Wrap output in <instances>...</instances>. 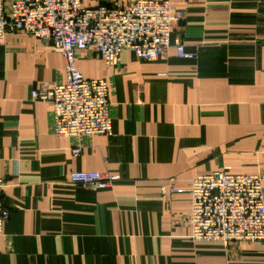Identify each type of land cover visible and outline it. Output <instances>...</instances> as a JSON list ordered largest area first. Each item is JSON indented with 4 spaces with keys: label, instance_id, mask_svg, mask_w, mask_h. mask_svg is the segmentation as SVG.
Masks as SVG:
<instances>
[{
    "label": "crops",
    "instance_id": "crops-1",
    "mask_svg": "<svg viewBox=\"0 0 264 264\" xmlns=\"http://www.w3.org/2000/svg\"><path fill=\"white\" fill-rule=\"evenodd\" d=\"M170 1L184 12L172 42L197 57L125 50L110 67L92 47L78 54L86 78L110 81L113 136L56 135L51 105L31 91L65 81L63 54L24 33L0 44V177L11 211L0 264H264V241H193L189 223L197 175L229 166L264 184V0ZM93 170L121 179L71 183L72 171Z\"/></svg>",
    "mask_w": 264,
    "mask_h": 264
},
{
    "label": "built area",
    "instance_id": "built-area-1",
    "mask_svg": "<svg viewBox=\"0 0 264 264\" xmlns=\"http://www.w3.org/2000/svg\"><path fill=\"white\" fill-rule=\"evenodd\" d=\"M184 12L170 0H113L85 7L82 0H0V44L8 34L24 33L63 54L66 79L43 83L31 96L51 105L53 132L81 139L97 134L113 136V116L107 78H86L78 68V54L94 48L107 66H118L131 50L155 61L173 46L181 58H194L181 39L172 42L174 23ZM79 147L74 149L79 152ZM121 179L107 170L72 171L71 183L109 187ZM173 181V179H170ZM5 180L0 177V239L11 211L4 205ZM166 193L167 186L162 187ZM172 188L171 192H180ZM189 215L193 241H264V184L260 173H235L229 166L192 179Z\"/></svg>",
    "mask_w": 264,
    "mask_h": 264
}]
</instances>
